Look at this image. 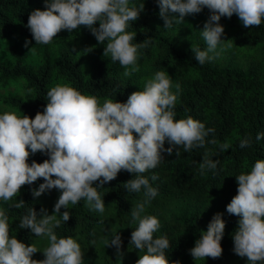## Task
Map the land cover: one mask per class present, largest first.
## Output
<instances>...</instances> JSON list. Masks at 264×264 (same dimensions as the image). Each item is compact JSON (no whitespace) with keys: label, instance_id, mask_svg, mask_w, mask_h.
Instances as JSON below:
<instances>
[{"label":"trees","instance_id":"16d2710c","mask_svg":"<svg viewBox=\"0 0 264 264\" xmlns=\"http://www.w3.org/2000/svg\"><path fill=\"white\" fill-rule=\"evenodd\" d=\"M141 4L143 11L136 21L129 22L127 31L136 33L133 44L149 38L150 41L147 47L138 49L139 71L131 72L130 66V75L125 76L126 69L118 61L103 55L108 41L97 43L85 26L71 32L62 30L49 44H36L26 25L33 10H45V0H0V115L15 112L34 119L37 112L43 113L47 92L56 85H68L83 95L95 96L101 104L105 98L125 103L130 94L143 91L157 71H165L171 77L173 94H177L175 85H180L174 119L191 116L206 129H214V133L205 138L203 148L185 152L181 146L179 155L174 148L171 156L162 152V161L145 173L121 170L114 180L100 187L99 181L94 182L92 186L97 187L104 211L94 210L85 199L75 205L69 203L60 212L68 211L70 219L54 232L58 238L76 240L83 264H136L146 249L137 250L130 243L131 232L138 227L130 211L144 204L141 217L155 216L160 222L154 239L166 237L169 241L165 249L168 264H248L246 257L233 251L232 236L240 217L228 214L226 206L237 194L236 177L250 173L257 159L264 160V139L256 140V135L264 132V20L258 27L245 28L235 14L221 17V39L225 42L215 52H209L210 58L201 65L195 61L192 49L207 50L201 31L210 10L205 7L198 14L186 15L182 23L174 22L165 29L157 0H129L130 7ZM171 15L179 18V14ZM93 27L98 28L99 24ZM245 138L251 143L240 148ZM212 139L217 143H207ZM224 143L230 147L222 151L220 145ZM170 146L165 141L164 148ZM205 155L219 160V164L214 170L205 169L202 175L199 163ZM48 158L47 153L37 152L30 154L27 162L43 163ZM136 175L147 178L151 187L157 189L154 198L147 197L143 187L139 192L125 188L124 184ZM153 176L157 178L153 180ZM41 183L43 179L38 178L33 184L22 186L12 201L0 200V209L9 217L10 238L15 236L25 245L36 246L34 260L44 259L42 252L49 241L44 236L36 237L30 229L19 228V223L30 208L37 212L38 220L41 209L52 215L61 195L59 190L51 189L34 198L32 191ZM21 200L24 207H11ZM217 213L225 222L221 256L193 259L190 249ZM116 234L121 237L122 259L114 246L104 243L105 239L110 243Z\"/></svg>","mask_w":264,"mask_h":264},{"label":"clouds","instance_id":"9594fccd","mask_svg":"<svg viewBox=\"0 0 264 264\" xmlns=\"http://www.w3.org/2000/svg\"><path fill=\"white\" fill-rule=\"evenodd\" d=\"M157 3L165 29L171 28L174 22L182 23L186 15L198 14L205 7L210 10L211 15L201 31L207 50L192 49L195 61L201 65L210 58L209 52H215L225 42L221 39L224 34L219 24L221 17L230 18L235 14L245 28L258 27L264 20V0H157ZM143 9L144 4L130 7L129 0H45V10H33L26 27L36 44L46 45L62 30L71 32L85 26L97 43L108 41L103 55L118 61L128 76L130 66L131 72L139 71L138 49L147 47L150 41L149 38L133 44L136 33L127 31L129 22L136 21ZM171 14H179V18ZM97 23L99 27H93ZM28 44L26 40L24 46ZM172 86L171 77L165 71H157L145 83L143 91L133 92L125 103L105 98L101 104L95 96L83 95L68 85H56L47 92L48 102L43 113L37 112L34 119L15 112L0 115V200L12 201L22 186L31 185L38 178L44 183L32 191L34 198L46 190L61 192L52 215L41 209L38 220L37 212L30 208L19 223V228L30 229L36 237H47L49 246L42 252L43 260L32 259L38 252L36 246L25 245L15 236L10 238L9 217L0 209V264H83L81 247L76 240L58 238L54 232L70 219V213L65 210L61 214V208L85 199L91 208L103 212L105 205L97 187L114 180L121 170L142 174L162 161V152L171 156L176 148L175 154L179 155L181 146L185 152L205 146V138L215 130L206 129L191 116L174 119L180 85H175L177 94L170 91ZM261 139L264 132L256 135L257 141ZM165 141L171 145L167 149ZM207 143L217 141L212 139ZM250 143L245 138L239 147L245 148ZM220 147L223 151L230 146L224 143ZM37 152L47 153L49 158L29 165L30 154ZM218 164L219 160L213 161L205 155L199 163L201 174L205 169H216ZM96 181L99 185L93 187ZM236 183L237 194L226 206L228 214L240 217L232 236L233 251L241 258L246 257L248 264H257L264 261V160L257 159L250 173L237 176ZM124 186L131 192H139L143 187L149 198L157 195V189L141 175ZM24 205L21 200L11 207L20 209ZM142 212L144 204L130 211L132 220L138 221L130 243L137 250L146 249L136 264H168L165 256L168 239L153 237L160 222L155 216L141 217ZM224 229L222 214H215L207 231L190 249L193 259L219 258ZM104 243L114 246L116 255L122 259L120 235L116 234L110 243L105 239Z\"/></svg>","mask_w":264,"mask_h":264}]
</instances>
